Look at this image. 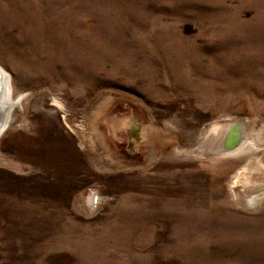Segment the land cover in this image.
Segmentation results:
<instances>
[{"label": "rangeland", "instance_id": "obj_1", "mask_svg": "<svg viewBox=\"0 0 264 264\" xmlns=\"http://www.w3.org/2000/svg\"><path fill=\"white\" fill-rule=\"evenodd\" d=\"M0 66V264H264V192L229 186L264 157V0H0ZM233 116L242 148L193 154Z\"/></svg>", "mask_w": 264, "mask_h": 264}, {"label": "bare ground", "instance_id": "obj_2", "mask_svg": "<svg viewBox=\"0 0 264 264\" xmlns=\"http://www.w3.org/2000/svg\"><path fill=\"white\" fill-rule=\"evenodd\" d=\"M224 59H225V57H224ZM225 62H226V60H225ZM229 63H230V61H229ZM240 65L241 64H238V67H240ZM209 69H210V67L209 68L205 67V68H201V69L197 70V72H199V71L205 72L206 71L208 73ZM222 69H224V68H222ZM246 71H249V70H246ZM219 73H220V71H219ZM254 73H258L257 74L258 75V80H257L258 82L264 81V67L263 66H259V68L255 69ZM260 73L262 75H260ZM202 74L199 73L198 75L201 76ZM216 74L217 73H215V75ZM213 75H214V73H213ZM174 76H176V74ZM252 76H254V75H252ZM259 76H261V77H259ZM197 77L186 78L185 82L187 84L190 83V85L191 86L193 85L194 87H198V88L204 87L205 83L203 81H204L205 76L202 78L203 80L199 79L200 77H198V78ZM255 78H257V77H255ZM176 81H178V80H176ZM207 82H206V84H207ZM256 84L258 87L259 83H256ZM260 89L261 88L258 87V91ZM9 90H10V83H9V79H8V74H6L5 70L0 66V133L7 126L10 111L14 107V103L12 101H10L8 98ZM50 105L53 108L59 109V110L63 109V107H64L62 101L55 96L52 97V102L50 103ZM103 121L106 124L107 134H109L111 137H115L116 139L121 140V139H123V137H124V139H126L128 137L133 142L136 143L140 140V137H144L143 131L140 134L138 125H136L134 122H131L128 119V116H126V115L114 116L110 112L103 118ZM211 124H212L211 127L206 131V133L202 137L201 141L191 148V151L193 152V154H198L199 152H203L205 154H224V153L232 152L236 149H240L245 145V138L246 137L244 136L245 123H244L243 117L233 116V117L226 118V119L219 121V122H213ZM247 157L248 158L245 159L246 160L245 164H243L242 167L240 169H237V171L234 173L233 180L230 182V185H229L230 189L233 191V193H235V188L238 185L240 178L244 176V183H245L246 189L255 191L254 193H256V194L258 192H264V157H262L261 155L260 156L256 155V156L252 157V151H251L249 156L247 155ZM256 165H260V169L258 171V175H256V178L254 177L255 180H251L250 174L253 171V169H255ZM249 166H250V168L247 171H245V169H247V167H249ZM247 196H252V195L248 194ZM234 197H235V195H234ZM99 199H100V197H99L98 193L93 192L89 198V203L92 204V206H95V205H97V202L99 201Z\"/></svg>", "mask_w": 264, "mask_h": 264}, {"label": "flooded vegetation", "instance_id": "obj_3", "mask_svg": "<svg viewBox=\"0 0 264 264\" xmlns=\"http://www.w3.org/2000/svg\"><path fill=\"white\" fill-rule=\"evenodd\" d=\"M8 79H9V77H8ZM9 83H10V82H9ZM9 95H10V90H9L8 98H9ZM9 100H10V98H9ZM10 101H11V100H10ZM11 112H12V110L10 111V115H9V118H8V122H9L10 117H11ZM7 125H8V123H7ZM6 127H7V126H6ZM6 127L1 131L0 135L3 133V131L6 129Z\"/></svg>", "mask_w": 264, "mask_h": 264}]
</instances>
